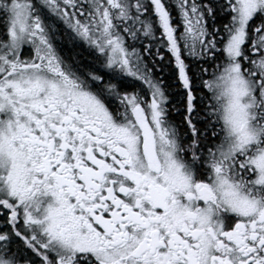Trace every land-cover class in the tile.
I'll return each mask as SVG.
<instances>
[{
	"label": "snow or ice",
	"instance_id": "1",
	"mask_svg": "<svg viewBox=\"0 0 264 264\" xmlns=\"http://www.w3.org/2000/svg\"><path fill=\"white\" fill-rule=\"evenodd\" d=\"M0 264H264V0H0Z\"/></svg>",
	"mask_w": 264,
	"mask_h": 264
}]
</instances>
